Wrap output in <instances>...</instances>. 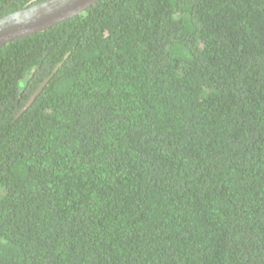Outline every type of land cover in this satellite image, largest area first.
<instances>
[{"label":"trees","instance_id":"obj_1","mask_svg":"<svg viewBox=\"0 0 264 264\" xmlns=\"http://www.w3.org/2000/svg\"><path fill=\"white\" fill-rule=\"evenodd\" d=\"M0 264H264V0H99L2 46Z\"/></svg>","mask_w":264,"mask_h":264},{"label":"water","instance_id":"obj_2","mask_svg":"<svg viewBox=\"0 0 264 264\" xmlns=\"http://www.w3.org/2000/svg\"><path fill=\"white\" fill-rule=\"evenodd\" d=\"M99 0H41L0 17V48L85 12ZM40 90V89H39ZM39 90L29 101L31 104Z\"/></svg>","mask_w":264,"mask_h":264}]
</instances>
